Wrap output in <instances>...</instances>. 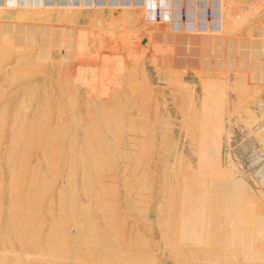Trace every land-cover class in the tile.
I'll return each instance as SVG.
<instances>
[{
  "label": "rangeland",
  "instance_id": "1",
  "mask_svg": "<svg viewBox=\"0 0 264 264\" xmlns=\"http://www.w3.org/2000/svg\"><path fill=\"white\" fill-rule=\"evenodd\" d=\"M181 1L182 0H178L177 4L179 5ZM238 1L219 0L214 4V7H231V5L234 6ZM263 1L264 0L259 1L258 3L260 4H255L259 6L262 4L259 10L252 11L246 9V11L244 12L239 9V11H237L238 14L235 13V16H233L232 18L233 23L229 22V20H227V22L229 23L226 22L227 25H222L221 23L220 29L215 32L216 34L208 32L203 26H199L200 30L198 29V27H196L194 31L199 30L200 34H205H201L202 36L199 35L198 32H177L168 24H149V21H147V13L149 14L150 10H147V5L144 6V0H131L130 2H125L124 0H113L115 11L108 12L109 15H107V11H105L106 13L103 12L104 9H90L88 13L85 12V14L87 13V17L75 19L77 21L75 23L72 22L73 24L66 23L63 24L64 26L62 25V23L57 24V28H62V32L64 30L63 28L66 29L65 32L67 33V35L65 34V32L61 34L60 29L58 31H55L53 28V32L50 31V33L48 32L49 30L46 33H37L38 31L36 29V26H27L25 27L26 31L23 30V32L20 33L19 29H16L13 32V29L11 27L0 26V52L3 51L2 54H0L2 56H5L7 59V61L3 60V62L5 63H2V58L5 57L0 56L2 57L0 60V68L8 65L10 67L18 66L21 68L27 67L28 69H31L30 67H33L34 65L36 66H34L33 68H38L39 65L37 64H42L43 66L41 65V68L45 66V68H43L44 70L53 73V75L56 76V79L54 78V81L51 80L52 82L47 83L46 86H40L39 95L37 94V97H33L35 100L33 99L32 103H30L31 105L29 104V107L31 109L30 111L27 110V113H29L32 119V124H37L35 125L37 130L34 129L33 131L31 130L32 132L30 131L33 135L26 130H23V133L21 132V129L19 130V128L13 126L15 122H13V120H15L13 116L16 114L17 117L16 112H20L17 110V108V111L14 110L15 104H11L9 106V109L11 108V114L9 117H6V113L0 112V140H2L0 141V185L3 181L1 185V188H3V198L1 199V201L4 202L3 213L7 212V208L10 203L9 199L12 197V195L14 193H17V196H19L20 192L24 191V189L21 190V187L25 186V183L27 184L26 180L31 181V183L35 180L34 183H36L37 177L39 178V173L40 175L47 174L46 176L49 177L48 179H50L48 181H56L54 182L56 183V185H53L52 190H50L51 188H49L48 191L49 193H51L46 197L45 194H48V191L44 190L46 188L44 187L45 184L43 186L44 189H41L40 187V190L44 192H39V190V193L35 194L36 191L34 190L37 187L34 186V183H32V186L34 187L32 188L34 190H29L32 196V199L30 198L32 200L31 205H33L32 207H34L36 204L38 208L36 209L35 207V209H30L31 207H28V209L31 212L32 210H35L33 214H37L36 211L41 208L40 206H42L43 209H40L42 212L40 210L37 212H39V214L41 212L40 215L42 216V218L43 214L44 216H46V218L44 217V219L47 223L44 221L46 225L43 228L46 229V231H50L49 229H51V225H57V229L60 226L57 234L59 238L62 236V234L65 233V228H78L77 233H80V235L78 234L79 236H77V238H74V241L77 239L76 244L74 243V241H72L73 238H71L70 241L65 240L67 242V245L65 244L64 246L65 251H69L68 248H71L70 252H72L71 250H73V252H77L78 254H80L79 259L82 264L103 263V261H101L103 258V260H105V258L111 259V257L112 262L114 261L117 264H124L123 262H126V264H131V262H133V264H236L235 262L237 261L239 263L240 261H242V264H264ZM250 4L247 3L246 5ZM98 5L99 3H97L95 7ZM148 6L151 9V3ZM142 7L145 8L143 9ZM98 10L99 13H101L100 15L102 16H99L101 17L100 20H102L99 22L98 19L95 23L90 24V21H92V19L89 16L93 13V11L98 12ZM223 11H221L220 9L217 15L220 16V12L224 13ZM222 15L223 17H226L225 13L221 14V20ZM249 15L250 18L251 15L253 16L251 20L249 18ZM235 25H239V27L237 28L235 27ZM224 26H226L228 32L226 31V28L224 29ZM33 27L35 30L33 29ZM68 27L73 28L70 29V31L73 30L72 33H70V31L68 30ZM75 27L77 30L75 29ZM26 28L31 29L28 30ZM57 28L55 29L57 30ZM83 29L85 32L87 31V33L89 32V30L91 31L89 32L90 34L88 33L89 35L87 34V37H85L86 33L84 32L83 39L85 40L83 42L86 48L84 47V45H81L82 47L80 49V52L75 53L80 48L77 46V43H82L81 41H76L79 40L78 35L79 38L80 36H83L79 34L81 33V31L83 32ZM191 29L193 30V27ZM92 30L95 31V33L100 31L101 32L97 33L99 35L96 34V37L94 38L95 35L92 37L94 33ZM58 32L61 35H58ZM69 34H73L74 38ZM206 35H208L209 37H206ZM203 36L205 37V39H203ZM73 39L76 41H74ZM19 45L20 48L18 47ZM68 45L70 46V48ZM76 46L78 47V49H76ZM68 49H70V52L68 51ZM4 51L8 52L9 55H7L8 53ZM17 51H20L19 57H17ZM3 53H5L6 55ZM57 53L60 54L58 55ZM26 54L30 55L27 56ZM38 54H40V56H38ZM53 55L55 56V58L53 57ZM23 56H26L27 59H25ZM41 56L43 58H41ZM61 56L64 58H61ZM51 57L53 58L52 60ZM18 58H20L21 60H17ZM36 58L37 60H39L38 63L37 60H35ZM54 59H56L57 61ZM75 59H79L80 61L77 60L75 62ZM23 60L25 61V64L19 63ZM177 60L179 62H177ZM32 61L34 65H31ZM42 61H45L46 63ZM15 62H17V65L15 64ZM74 66L77 69L78 73L80 70L82 71V74H78L79 78L83 77L80 83L83 84L82 80H88L92 77L91 79H89L90 81H88V83L86 81L85 83L86 85L89 83L92 84V82L94 81L93 85L94 87H96V82V89H94L93 85L91 86L90 84V87L92 88L90 90L91 92L88 93V89L90 88H88V86H85V83L84 85H80L78 82V86L73 83L74 74L76 73L75 71L72 72L73 70H76L74 69ZM92 66L95 69H92ZM96 69L99 75L102 74L101 76L97 77L98 79H100V81L97 80V78L95 79L96 81L93 79V77L95 78L94 75L97 74ZM92 70H94L95 73H93ZM99 70L102 71V73ZM62 71L63 73H61V76L63 75V77L65 74H67V76H69L70 74L72 85L67 84L66 86H64L66 83L62 82L63 77H58L57 75ZM209 72H211V74H209ZM89 73L91 74V77H88ZM103 76L105 79L103 78ZM203 82L204 84H202ZM219 82H221L222 84H219ZM233 82L235 84H233ZM59 85L61 88L59 87ZM6 87L7 89L3 90V88ZM9 87L10 86H1L0 88L2 90L0 89V91L2 93L0 92V96H2L1 94H4V92L6 91V93H10L11 88L9 89ZM66 87H69V89H67ZM75 87L76 90H79L78 94H76L77 92H75L79 99H75L72 97L73 99L71 98V100L70 98H68V94H63L65 92V89L74 93ZM62 88H64V91ZM58 89H61L62 91L60 90V92ZM104 89L107 91L105 92L106 96H113L111 99L112 101L109 100L111 98L110 96L107 97V99L105 94H103L104 92L102 93ZM43 90L45 93L43 92ZM212 91L214 93H212ZM50 93H54L52 97H50L52 95ZM91 93L94 96L91 95ZM45 94H49V99L51 98V100H49V102L51 101V103H49L50 105L48 104V106V100L47 103H45L48 96ZM114 94H117V99H119L120 101L122 100L121 104L119 101H115ZM62 95L66 96L64 97L65 99L62 97ZM89 95L93 97H90ZM44 96L45 99H43ZM55 96L58 97V100L57 98H54L53 101V97ZM61 98L62 100H60ZM67 99L73 101L74 103H78L79 101L77 105L80 106L82 110L79 113L78 118L75 119L69 117V111H71L72 113L76 112L78 109L76 105V108L74 110L73 108L75 105L72 104L73 102H71V104L69 105L70 101H66ZM101 100L105 102L103 103ZM107 100L109 101V103H107ZM0 102L2 103V101ZM59 102L62 103L60 105L63 106L64 111L66 110L65 112H62L63 108H60L61 106L58 105ZM64 102L69 103L67 105ZM1 103L0 107L5 110V107H2ZM41 104H43L42 107ZM45 105L48 107V109ZM43 106H45V108ZM50 106L52 107L51 109H49ZM66 106H70L71 109L69 107L66 108ZM119 106H122V108H119ZM58 107L59 109H57ZM40 108H43V110H41ZM95 108L98 110H96ZM67 109L69 110L67 111ZM121 109L126 110L124 111V113H122L123 111H121ZM59 110L61 111V113H63L62 115L61 113H57L60 112ZM118 110L121 111L120 115ZM23 111H21V113ZM108 111L111 114L114 113L115 115H112L114 117H112ZM115 111L117 112L115 113ZM12 112H15L14 115ZM41 112L45 113L42 114ZM47 112L49 113L50 118L47 117L48 115L46 116ZM50 113H52L53 115ZM117 114L119 115V118L117 117ZM37 115H42V117L44 115V121L43 118H39L41 119L39 120L38 117L40 116ZM19 116L20 119L16 118L17 124L19 123L18 125L23 122L22 119L24 118L23 114H20ZM21 116H23V118H21ZM102 116H104L105 118L103 119ZM44 122L47 123L46 126ZM57 123L61 124V126L59 127V124ZM70 123L72 124V126H69ZM114 123H116V126ZM55 125H57L59 129H55V127H53ZM43 126H45V129L43 128ZM51 126L54 129H47ZM9 127L12 130L14 128L15 131L13 130L12 132ZM40 127H42V130L40 129ZM39 129L41 132L43 131L44 134H41ZM52 129L54 130L53 134L51 132ZM249 129H251L252 131ZM261 129L263 133L261 132ZM49 130L50 133L47 132ZM56 130L58 132H56ZM60 130L62 131V133ZM10 131L14 134H12ZM19 133H21L23 137H19ZM27 133H29L30 135H28ZM49 134L50 137H48ZM71 134L73 137H75V140L77 139V143L75 145V140L71 139ZM74 134L76 135L74 136ZM40 135L42 137H39ZM28 136L30 137V139L28 138ZM31 137H35L34 139H36V141L34 139L32 140ZM37 137L41 139V142L44 141L42 145L41 142H39L40 139H38ZM43 137H45L44 140ZM54 137H56L57 139ZM9 138L14 139V142L13 140L12 142L9 141ZM19 139H24L25 141H28L29 144L26 142L19 143ZM15 140H17L18 143H16ZM69 140L71 142L73 141V146H71ZM210 140L212 143L210 142ZM31 141L35 146L32 145ZM38 143H40V145ZM45 143H48L47 145H50L47 146ZM219 143H221L220 146ZM16 144L17 147H19L18 150H20L21 152H17L18 150L15 146ZM210 144H215L213 145V147L218 145L220 149V159L215 158L214 154L209 152V149L212 148ZM59 145L61 146V148ZM69 145L71 146V148L74 147L75 149L72 150L73 148H69ZM9 146L14 147L15 149L13 148L14 150L11 149L9 151V149L12 148H9ZM105 146H107V148ZM29 147H31L30 150L32 149L31 151L33 154L29 151ZM33 147L35 148L34 150ZM45 147H47V150ZM36 148H38V150ZM56 149L58 151L55 155L54 153H56ZM70 150L71 154L74 155V159H76V164L74 163L75 161H73V163L70 161L73 160L72 157L69 158L71 156ZM90 150H96L99 154L96 155L97 153L93 152L92 158ZM2 151L5 152L2 153ZM8 152H11L12 154H8ZM59 152H63L64 155L63 153L60 155ZM48 154L51 158H54L48 159L45 156H48ZM5 155L8 156V158L10 156V158L7 159ZM11 155L14 156V158H16V156L19 157L16 159L12 157L14 160L18 159L17 162H19L17 164H15L16 161L11 158ZM53 155L56 156L57 160ZM66 155H68L69 157H66ZM57 156H61L59 157V159L61 158V160L63 161V163L61 162L60 165V160H58ZM44 157H46L45 162L43 159ZM6 159L9 161H7ZM37 159L41 160L42 163H39ZM47 160L48 162H46ZM36 161H38L37 164ZM49 162L50 166H52V164L54 163L52 167L48 166ZM56 162H58L57 164L59 165V167ZM31 163H33L34 165ZM66 164H68L67 166H69L70 168L67 167ZM70 164L75 165L71 166ZM13 165L15 166V170L13 169ZM98 165H108L109 167H98ZM18 166L20 168H18ZM30 166H33L35 169L33 167L30 168ZM94 166L95 170L96 168H98L97 170L99 173L96 172L97 170H94ZM165 166L167 168H165ZM55 167L61 169L57 170L55 169ZM36 168L38 169L37 175L35 172L37 171ZM47 168L49 169V171L52 168L53 169L52 171H50V173H48L49 171H47ZM9 169L11 170L9 171ZM33 169L35 173L32 172ZM17 170L20 171L18 172L17 176L18 180L15 178V175L17 174L13 172H16ZM45 170L47 171V173ZM61 170L63 171V174L60 173ZM71 170L75 173H72V175H76V178L70 175ZM56 171H58V173ZM88 171H90V174L92 176L88 175ZM83 172L87 173V176L85 175L82 177V175H84ZM20 173H23V176H20ZM26 173L29 174L27 175ZM59 174H61L62 176H59ZM66 174H68V178L65 177ZM35 176L36 178H34ZM94 176L96 179H94ZM24 177L26 180L19 179ZM32 177L34 178V180L32 179ZM57 177H59L58 180H56ZM71 177L75 178L76 181ZM84 177H91L90 179L92 180L90 182V179L87 180V178H85V180L83 179L84 183L85 181H89L94 185L91 186L88 182L84 184L82 182V178ZM10 179H12L11 184H9L11 182ZM15 179L18 181L17 184L14 183L16 181ZM62 180L64 184L67 182L70 183H67V186L65 185L63 188L62 186L64 184H62ZM23 181L24 184H21L23 183ZM82 183L84 184V186H86L87 189L82 186ZM8 185H12L13 189H11ZM102 185H106L104 186L106 189L102 188ZM28 186L29 185H27V188ZM61 187L62 189H64L63 193ZM82 187H84L83 189L86 190V196L83 193L84 191ZM89 187H91L92 190ZM71 190H73V192H71ZM77 190H79L80 194L79 192H77ZM249 191L253 195L250 194ZM9 192L11 193L10 198ZM40 193L41 196L39 195ZM58 193L61 196L64 194L66 197L63 200H68V202L70 201L74 208H72L70 205H67L66 207H64V205L62 206L63 202L59 201H62L60 198L64 197H60ZM244 193L247 194L245 195ZM43 194L45 198H40L33 204V201L37 199L38 196L43 197ZM93 194H95L96 197L94 195L92 198ZM102 194L106 196V198H102L104 197ZM70 195L73 196L71 197ZM98 195L102 196L100 198V201L102 199L105 200L104 202L102 200L101 203L105 204V202L107 201L106 205L103 206V204H99L98 201V205L96 207V200H99ZM244 195L246 196V198ZM53 198L55 199V201L53 200L55 203L54 207H52V205L54 204L50 201ZM80 198L81 200H83V202L79 200ZM74 199H76V201ZM93 199L95 200V202ZM38 201H40V203ZM89 201H91L93 205ZM80 203L83 204L81 205ZM31 205L29 204L28 206ZM83 206H86L87 208H81ZM93 206L96 208L94 209ZM105 206H108L109 209L111 206L110 217V210L108 209V213V210L104 208ZM58 207L60 209L62 207V209L65 208V210L63 211L60 210V212L62 211L63 215L65 214L67 216L65 218L67 220L66 225H64L65 215L64 217L60 216L61 214H59L60 212ZM49 208H55V213H53V210L51 211ZM91 208H93V211H88V209ZM99 208L101 209V211L99 210ZM77 209L78 211H75ZM102 209H104V211H102ZM48 211H51L53 216L51 213V215H49ZM94 211H96L97 214H95ZM100 212L105 213V215L102 213V215H104L102 216ZM84 214L86 216L89 214L88 218H86ZM76 215L80 217L82 216V219L79 218V222L81 221L80 223H84L86 221L85 219H87V222L84 223V225H86V228L85 226H81L82 224L80 226H75L77 223L74 225L72 224L73 221L71 220L73 218H76ZM83 216L85 219L83 218ZM92 216L95 219L94 221L96 225L92 220ZM50 217H54L55 219H53L57 221L61 219V221L58 222H62V220L64 222L59 223L58 225V222L54 221L56 224H52L51 221L53 219H50ZM103 217H105V219L108 221L103 220ZM108 217L111 221L108 219ZM92 221L93 225L91 223ZM103 221H105L106 223H104ZM224 223L227 225L225 226ZM87 224L89 225L87 226ZM62 225L65 230H63ZM1 226L3 227V224ZM93 226L95 227V229L98 228L97 231H99V243H94L88 238L91 237L90 229H93ZM81 227L85 229L84 230L82 228V231L84 230L83 232H86V235H88V237H86V239L88 240H86V243H88L89 245H87L84 240L81 241V238L84 237H81ZM239 229L241 230V232ZM7 230L10 231V227L5 229V231ZM219 232L222 235L219 234ZM66 235L64 234L63 238L61 237L60 239L55 236L57 238V243L59 241L62 242L61 240L65 239ZM107 235L110 236V238H108ZM222 237L224 238L222 239ZM243 238H245L244 241ZM105 239L106 241H104ZM109 239L111 240V244H108L110 243L107 241ZM219 239L220 241H218ZM68 241L70 243H68ZM253 241L256 242L255 245L253 244ZM78 244L80 248H78ZM82 244H85L87 246H82ZM92 245L98 247L95 251L93 250V252ZM88 246L91 247L90 250H88ZM1 247L3 248L0 251V264L15 263V261H12L11 263L9 259L7 260V256L9 257V255H11L12 253L11 251L7 250L5 244H3V246ZM25 249L26 250L24 251L20 248H17L15 252V255L18 254L20 255V257H23L21 264H29L27 260H30L34 257L32 253H29V251L31 252V249H28L26 247ZM196 249L198 252L196 251ZM241 249H244L245 252ZM20 250L22 252H25L23 256H21ZM228 250L234 254H231ZM81 251L86 253H80ZM213 251L214 254H212ZM258 251L260 253H257ZM238 252H240V254ZM237 253L239 254V256L236 255ZM241 253H243L244 256L241 255ZM86 255L88 256V258L85 257ZM93 255L95 259L92 258ZM231 255H234L236 257ZM70 256L73 262L71 259H69L68 261H66V263L76 264V260L73 257L72 253L70 254ZM90 256L92 258V261L91 259H89ZM83 257H85L86 260L82 259ZM227 257L228 259H226ZM97 259L101 262L97 261ZM45 260L46 259H43V262L47 264V261ZM88 260L90 261L88 262ZM218 260L220 262H218ZM232 260L234 261V263ZM106 261H104V264H107L108 261ZM108 264L110 263L108 262Z\"/></svg>",
  "mask_w": 264,
  "mask_h": 264
},
{
  "label": "bare ground",
  "instance_id": "2",
  "mask_svg": "<svg viewBox=\"0 0 264 264\" xmlns=\"http://www.w3.org/2000/svg\"><path fill=\"white\" fill-rule=\"evenodd\" d=\"M125 2H127V1H131V0H124ZM167 1H171V0H166L165 2H167ZM177 1L178 0H174L173 1V3H174V5H175V7L176 8H179L180 6H181V3H182V1H181V3L178 5L177 4ZM219 0H187L186 1V5H187V8H188V10H189V13H190V18H189V20H193L194 21V23H189V24H187V26L183 29V27L182 26H179V24L177 25V24H172L171 25V27L175 30V31H177V32H195V33H199V35H201L200 34V32H199V30H200V28H199V26H203V27H205L206 28V30L208 31V32H210V33H215L217 30H219L220 29V27H221V23H222V25H227V23H229V22H231V23H233V16H235V13H237L238 14V12L237 11H239V9H241L242 11H246V9L247 10H252V11H254V10H259L260 8H261V6H262V4L259 6V5H255L256 3L257 4H260V3H258L259 1H262V0H239V1H241V2H239L238 0V2L234 5V6H232L231 5V7L230 6H226V8H223L222 6L220 7V8H218V7H214V4L216 3V2H218ZM165 2H163V3H165ZM264 2V1H263ZM97 3H99V5L98 6H96L95 7V5L97 4ZM151 3V5L152 6H154L153 5V3L152 2H150ZM211 3V6H212V8H213V15H212V20H211V22H207V19H206V15H205V8L207 7V5L208 4H210ZM247 3H251L250 5H246ZM262 3V2H261ZM151 6V7H152ZM143 9H144V7H142ZM263 8H264V6H263ZM90 9H101V10H103V12L104 13H106L105 11H107V15H109L108 14V12H110V11H115V8H114V5H113V0H109L108 2H107V0L105 1V0H81V2H78V0H10V1H4V2H2L1 0H0V26H4V27H11L12 29H13V32H14V30H16V29H19V32L20 33H22L23 32V30H25V27H30V26H36V29H37V33H46L48 30V32L50 33V31H52L53 32V29L55 30V31H58L59 29L61 30V34L62 33H64L65 32V28H63L64 30H63V32H62V28H57L58 26H56L57 24H61L62 23V25L63 24H70V23H75L77 20H75V19H78V18H83V17H87L86 15H87V13H88V11L90 10ZM221 9V11H223L225 14H226V17H223V15H222V20H221V14H224V13H221L220 12V16H218L217 14H218V12H219V10ZM99 10H98V12H96V11H93V13L89 16L91 19H92V21H90V24L91 23H95L98 19H99V22L102 20H100V18L102 17L100 14L101 13H99ZM148 10V9H147ZM125 11V10H124ZM197 11V13H198V15H194V13ZM85 12H87L86 14H85ZM150 13L148 14L147 13V21H149L148 23L149 24H164V25H166V23H163V22H152L151 20H153L154 19V12H153V9L151 8L150 9V11H149ZM97 13H99V14H97ZM103 13V14H104ZM165 14H167V13H165ZM175 14V16L176 15H178V13L177 12H175L174 13ZM257 14V13H256ZM99 16H101V17H99ZM253 16L251 15V18H252ZM71 18V19H70ZM104 18V17H103ZM114 18V17H113ZM116 18V17H115ZM249 18H250V15H249ZM248 18V19H249ZM251 18H250V20H251ZM257 18V17H256ZM108 19V18H107ZM162 19H167V17L165 16V15H163L162 16ZM64 20V21H63ZM111 20V19H110ZM126 20V19H125ZM199 20V22L197 23V21ZM227 20H229V22H227ZM234 20H235V18H234ZM253 20V19H252ZM260 20V19H259ZM103 21H104V19H103ZM225 22V23H224ZM227 22V23H226ZM236 22V21H235ZM246 22V21H245ZM72 23V24H73ZM264 23V22H263ZM78 24V23H77ZM54 25V26H53ZM74 25H76V24H74ZM100 25H102V24H100ZM264 25V24H263ZM61 26V25H60ZM64 26V25H63ZM71 26V25H70ZM3 27V28H4ZM66 27V26H65ZM73 27V26H72ZM193 27V30L191 29ZM196 27H198V31H194L195 29H196ZM235 27H239V25H235ZM255 27V26H254ZM10 28V29H11ZM53 28V29H52ZM55 28H57V30L55 29ZM69 29V31H70V29H73V28H70V27H68ZM86 28V27H85ZM88 28V27H87ZM92 28V27H91ZM226 28V26H224V29ZM231 28H233V27H231ZM2 29V28H1ZM11 29V30H12ZM26 29H28V28H26ZM29 29H31V28H29ZM28 29V30H29ZM33 29H34V27H33ZM75 29H76V27H75ZM75 29H74V32H75ZM80 29V28H79ZM35 30V29H34ZM77 30V29H76ZM88 30V29H87ZM124 30V29H123ZM223 30V29H222ZM229 30V29H228ZM261 30H262V28H261ZM26 31V30H25ZM81 31V30H80ZM80 31H78V32H80ZM93 31V30H92ZM226 31H227V28H226ZM233 31V30H232ZM2 32V31H1ZM10 32V31H9ZM60 32V31H59ZM59 32H58V35H61V34H59ZM73 32V30H71L70 31V33H72ZM84 29H83V32L81 31V33H79V34H81V35H83V36H80V38H81V40H80V38H79V35H78V33H77V35H78V39L79 40H74V41H76V42H79V41H81L82 43L80 44V42L79 43H77V46L78 47H80L79 49H78V47L76 46V49H78L77 50V52H75V53H79L80 52V49H81V47L84 45V40L85 39H83V37H84ZM89 32H91L90 30H89ZM88 32V33H89ZM94 33H93V35H92V37L94 36V38L96 37V34L97 33H100V32H97V33H95V31H93ZM124 32V31H123ZM228 32V31H227ZM32 33V32H31ZM57 33V32H56ZM86 34H85V37H87V31L85 32ZM235 33V32H234ZM264 33V32H263ZM2 34V33H1ZM10 34V33H9ZM55 34V33H54ZM65 34L67 35V33L65 32ZM73 34H76V33H73ZM73 34H69L70 36H72L73 37ZM90 34V33H89ZM88 34V35H89ZM104 34V33H103ZM108 34V33H107ZM110 34V33H109ZM115 34V33H114ZM211 34V35H212ZM216 34V33H215ZM214 34V35H215ZM218 34V33H217ZM19 35V34H18ZM38 35H40V34H38ZM53 35V34H52ZM68 35V36H69ZM76 35V36H77ZM97 35H99V34H97ZM112 35V34H111ZM194 35H196V34H194ZM202 35H205V34H202ZM201 35V36H202ZM209 35V34H208ZM208 35H206V37L208 36ZM223 35V34H222ZM17 36V35H16ZM24 36V35H23ZM75 36V35H74ZM102 36V35H101ZM193 36V35H192ZM198 36V35H197ZM213 36V35H212ZM217 36V35H216ZM235 36V35H234ZM39 37V36H38ZM71 37V38H72ZM111 37V36H110ZM120 37V36H119ZM195 37V36H194ZM193 37V38H194ZM204 37V36H203ZM209 37V36H208ZM3 38V37H2ZM55 38V37H54ZM70 38V37H69ZM74 38V37H73ZM218 38V37H217ZM33 39V38H32ZM83 39V40H82ZM196 39V38H195ZM194 39V40H195ZM203 39H205V37L203 38ZM210 39V38H209ZM37 40V39H36ZM63 40H64V37H63ZM263 40V39H262ZM39 41H40V39H39ZM43 41V40H42ZM48 41V40H47ZM54 41H55V39H54ZM59 41V40H58ZM66 41V40H65ZM86 41H87V39H86ZM33 42V41H32ZM76 42H75V44H76ZM104 42V41H103ZM224 42V41H223ZM29 43V42H28ZM38 43V42H37ZM41 43V42H40ZM65 43V42H64ZM93 43H95V42H93ZM205 43V42H204ZM12 44V43H11ZM74 44V45H75ZM193 44V43H192ZM203 44V43H202ZM209 44H211V43H209ZM42 45V44H41ZM70 45V44H69ZM68 45V46H69ZM82 45V46H81ZM19 48H20V45L18 46ZM41 47V46H40ZM64 47V46H63ZM67 47V46H66ZM84 47H85V45H84ZM84 47H83V49H84ZM94 47V46H93ZM96 47V46H95ZM177 47V46H176ZM206 47V46H205ZM15 48H17V47H15ZM21 48H25V47H21ZM43 48V47H42ZM50 48H51V46H50ZM69 48H70V46H69ZM74 48H75V46H74ZM86 48V47H85ZM91 48H92V45H91ZM212 48V47H211ZM263 48V47H262ZM13 49V48H12ZM82 49V50H83ZM95 49V48H94ZM97 49V48H96ZM177 49V48H176ZM4 50V49H3ZM23 50H25V49H23ZM70 49H68V51H69ZM81 50V51H82ZM223 50V49H222ZM263 50V49H262ZM2 51V50H1ZM14 51V50H13ZM45 51V50H44ZM67 51V50H66ZM87 51H88V49H87ZM107 51V50H106ZM3 52V51H2ZM2 52H0L1 54H2ZM4 52H6V51H4ZM18 52V51H17ZM17 52H16V54H17ZM34 52H36V51H34ZM37 52H38V50H37ZM50 52V51H49ZM57 52V51H56ZM70 52V51H69ZM84 52V51H83ZM82 52V53H83ZM6 53H8V52H6ZM19 53H20V51L18 52V56L17 57H19L20 55H19ZM22 53V52H21ZM91 53V52H90ZM100 53V52H99ZM178 53V52H177ZM0 54V56H2ZM3 54H5V53H3ZM31 54H34V53H31ZM50 54V53H49ZM52 54H54V53H52ZM51 54V55H52ZM58 54V53H57ZM60 54V53H59ZM58 54V55H59ZM64 54V53H63ZM101 54V53H100ZM6 55V54H5ZM7 55H9V53L7 54ZM23 55H25V54H23ZM27 55V54H26ZM30 55V54H29ZM29 55H27V56H29ZM56 55V54H55ZM62 55V54H61ZM70 55V54H69ZM80 55V54H79ZM37 56V55H36ZM35 56V57H36ZM38 56H40V54H38ZM77 56H78V54H77ZM82 56H84V55H82ZM102 56V55H101ZM178 56V55H177ZM2 57H5V56H2ZM2 57H0V60H1V58ZM10 57V56H9ZM25 59H27L26 58V56H23ZM53 57L55 58V56L53 55ZM75 57H76V55H75ZM81 57V56H80ZM80 57H79V59H80ZM179 57V56H178ZM41 58H43L42 56H41ZM61 58H64V57H62L61 56ZM78 58V57H77ZM84 58V57H83ZM82 58V59H83ZM263 58V57H262ZM53 58L51 57V60H52ZM79 59H75V62L78 60V61H80ZM92 59V58H91ZM96 59V58H95ZM3 60H6L7 61V59H6V57L5 58H2V63H5V62H3ZM17 60H21L20 58H18ZM17 60H15V61H17ZM35 60H37V58L35 59ZM46 60V59H45ZM50 60V59H49ZM54 60H56V59H54ZM84 60V59H83ZM93 60V59H92ZM91 60V61H92ZM110 60V59H109ZM225 60V59H224ZM24 61V60H23ZM23 61H20L19 63H24L25 64V61L23 62ZM38 61L39 60H37V63H38ZM57 61V60H56ZM94 61V60H93ZM96 61V60H95ZM42 62H45V61H42ZM177 62H179L178 60H177ZM213 62V61H212ZM17 62H15V64H16ZM36 63V64H37ZM46 63V62H45ZM58 63V62H57ZM61 63V62H60ZM64 63V62H63ZM101 63V62H100ZM78 64H80V63H78ZM77 64V65H78ZM17 65V64H16ZM29 65V64H28ZM31 65H34L33 64V61H32V63H31ZM37 65H39V67L38 68H33L34 66H36V65H34L33 67H30L31 69H28L27 67L26 68H21V67H10V66H8V65H6V66H3L2 68H0V87L1 86H10L9 87V89L11 90V92L10 93H6V92H4V94H1L2 96H0L1 98H0V101H2V107H5V110L6 109H9V106L11 105V104H15L14 105V110H16V108H17V110L18 111H20V112H16L17 113V117H16V114L14 115V113L15 112H12L13 113V118H15V120H13V122H14V124H13V126H15V127H17V128H19V130L21 129V132H23V130H26V131H29V133H31L34 129H36L37 130V128L35 127V125H37V124H35V125H33L32 124V119H31V117H30V115H29V113H27V110H29L30 111V107H29V104L30 103H32V100L35 98V97H37V94L39 95V93H40V91H39V89H40V86H43V85H47V83H50V82H52L51 80H53L54 81V78L56 79V76L55 75H53V73H50V72H48V71H46V70H44L43 68H45V66L43 67V68H41V65L40 64H37ZM104 65V64H103ZM2 66V65H1ZM43 66V65H42ZM91 66V65H90ZM95 66V65H94ZM101 66V65H100ZM79 67V66H78ZM102 67V66H101ZM54 68H55V66H54ZM212 68V67H211ZM74 69H76L75 68V66H74ZM92 69H95L93 66H92ZM102 69V68H101ZM55 70V69H54ZM105 70V69H104ZM103 70V71H104ZM60 71V70H59ZM76 72L75 74H74V79H73V83H75L76 84V86H78L77 84H78V82H79V84L80 85H84V83H85V81L88 83V81H90L89 79H91L92 77H91V74L89 73V75H88V77H91V78H89L88 80H82V83L83 84H81L80 82H81V79L83 78H79L78 77V74L80 75V74H82V71L80 70H78L79 71V73L77 72V69L76 70H73L72 72ZM93 71V73H95L94 72V70H92ZM100 71V70H99ZM206 71V70H205ZM65 72H67V71H65ZM81 72V73H80ZM101 73H102V71H100ZM207 72V71H206ZM61 73H63V71L62 72H60V73H58L57 75H58V77H63V75L61 76ZM71 73V72H70ZM96 73H97V69H96ZM100 73V74H101ZM229 73V72H228ZM251 73V72H250ZM59 74H60V76H59ZM72 74V73H71ZM105 74V73H104ZM207 74V73H206ZM209 74H211V72H209ZM227 74V73H226ZM240 74V73H239ZM242 74H244V73H242ZM97 75V76H96ZM96 75H94L95 76V78L93 77V79L95 80L98 76H101V75H99V73H97ZM111 75V74H110ZM181 75V74H180ZM205 75V74H204ZM75 76H77V77H75ZM206 76V75H205ZM223 76V75H222ZM241 76V75H240ZM244 76V75H243ZM248 76V75H247ZM57 77V78H58ZM182 77H183V75H182ZM210 77V76H209ZM215 77V76H214ZM100 78V77H99ZM103 78H104V76H103ZM85 79H87V78H85ZM105 79V78H104ZM221 79V78H220ZM223 79H225V78H223ZM61 80V79H60ZM97 80H99L100 81V79H98L97 78ZM205 80V79H204ZM211 80V79H210ZM233 80V79H232ZM235 80V79H234ZM241 80V79H240ZM246 80V79H245ZM248 80V79H247ZM93 81V80H92ZM96 81V80H95ZM200 81V80H199ZM57 82V81H56ZM62 82H64V83H66L64 86H66L67 84H69V85H72L71 83H72V80H71V76H70V74H69V76H67V74H65L64 75V77H63V80H62ZM61 82V83H62ZM94 82V81H93ZM93 82H92V84L91 83H89V84H87L86 85V83H85V86H88V88H90V89H88L89 90V92L88 93H90L91 91V88L92 87H90V84H91V86L93 85ZM210 82V81H209ZM245 82V81H244ZM248 82V81H247ZM246 82V83H247ZM58 83V82H57ZM56 83V84H57ZM63 83V84H64ZM106 83V82H105ZM104 83V84H105ZM109 83V82H108ZM97 83L95 82V86L97 87V85H96ZM202 84H204V82L202 83ZM219 84H222L221 82H219ZM233 84H235L234 82H233ZM236 84H238V83H236ZM252 84V83H251ZM58 85V84H57ZM74 85V84H73ZM100 85V84H99ZM109 85V84H108ZM112 85V84H111ZM240 85V84H239ZM49 86H51V85H49ZM203 86V85H202ZM238 86V85H237ZM13 87V88H12ZM56 87H58V86H56ZM59 87H60V85H59ZM63 87V86H62ZM80 87H82V86H80ZM93 87H94V85H93ZM96 87H94V89H96ZM205 87V86H204ZM50 88H52V87H50ZM53 88H54V86H53ZM61 88V87H60ZM67 89H69V87H66ZM73 88V87H72ZM104 88V87H103ZM242 88V87H241ZM1 89V88H0ZM4 89H7V87L6 88H3V90ZM63 89V91H64V88H62ZM74 89V88H73ZM80 89V88H79ZM101 89V88H100ZM110 89V88H109ZM206 89H208V88H206ZM211 89V88H210ZM236 89V88H235ZM240 89V88H239ZM248 89V88H247ZM2 90V89H1ZM50 90V89H49ZM53 90V89H52ZM59 91L61 90V89H58ZM75 90H76V87H75ZM74 90V93H72V92H70V91H68V90H66L65 89V92L63 93V94H65V95H67L68 94V98H75V99H79V97L76 95V94H78L79 92V90L77 89L76 91ZM103 90V89H102ZM205 90V89H204ZM232 90H234V89H232ZM46 91V90H45ZM62 91V90H61ZM60 91V92H61ZM95 91V90H94ZM99 91V90H98ZM193 91V90H192ZM208 91V90H207ZM207 91H205V92H207ZM243 91V90H242ZM257 91V90H256ZM1 92V91H0ZM43 92H44V90H43ZM75 92H77L76 94H75ZM104 92V93H103ZM105 92H107L105 89H104V91H102V93L103 94H105ZM110 92V91H109ZM109 92H108V95H109ZM2 93V92H1ZM45 93V92H44ZM62 93H60V94H62ZM87 93V94H88ZM95 93V92H94ZM212 93H214L213 91H212ZM244 93H245V91H244ZM33 94H35V95H33ZM50 94H52V93H50ZM54 94V93H53ZM53 94L50 96V97H52L53 96ZM99 94V93H98ZM113 94V93H112ZM45 95H49V94H45ZM91 95H93L92 93H91ZM216 95V94H215ZM61 96V95H60ZM59 96V97H60ZM90 96V95H89ZM94 96V95H93ZM93 96H90V97H93ZM96 96V95H95ZM101 96H102V94H101ZM105 96H106V94H105ZM110 96V95H109ZM109 96H106V98L107 97H109ZM213 96V95H212ZM34 97V98H33ZM62 97L64 98V97H66V96H64V95H62ZM104 97V96H103ZM111 98L109 99V100H111L112 99V97L113 96H110ZM257 97V96H256ZM54 98L56 99L57 98V100H58V97L57 96H55V97H53V101H54ZM72 98V99H73ZM114 98H115V101H119L120 102V104L122 103V100L120 101L119 99H117V94H114ZM43 99H45V96H44V98ZM65 99V98H64ZM63 99V100H64ZM71 99V100H72ZM100 99V98H99ZM108 99V98H107ZM208 99V98H207ZM258 99V98H257ZM35 100V99H34ZM47 100H48V103H47ZM49 100H51V98L49 99V96L47 97V99H46V102L45 103H47V106H48V104L49 103H51V101L49 102ZM56 100V101H57ZM60 100H62V98L60 99ZM95 100V99H94ZM103 100H106V99H103ZM136 100H138V99H136ZM66 101H70V100H66ZM76 101V100H75ZM78 101V100H77ZM93 101V100H92ZM102 101V100H101ZM108 101V100H107ZM112 101V100H111ZM71 102H73V101H70V103H69V105L71 104ZM96 102V101H95ZM103 102V101H102ZM101 102V103H102ZM105 102V101H104ZM103 102V103H104ZM113 102H114V99H113ZM116 102V103H117ZM251 102V101H250ZM64 103H66V102H64ZM68 103H66L67 105H68ZM76 103V102H75ZM74 102L72 103L73 105H75L74 106V108H73V106H72V108L75 110V108H76V105L79 103V101H78V103H76L75 104ZM100 103V102H99ZM107 103H109V101L107 102ZM258 103V102H257ZM53 104V103H52ZM60 104H62L61 102H59L58 103V105H60ZM95 104V103H94ZM106 104V103H105ZM142 104V103H141ZM31 105V104H30ZM42 105L43 104H41V107H42ZM50 105V104H49ZM54 105H55V103H54ZM102 105V104H101ZM112 105H114V104H112ZM116 105V104H115ZM259 105V104H258ZM264 105V104H263ZM46 106V105H45ZM45 106H43L44 108H45ZM46 106V107H47ZM61 106V105H60ZM96 106V105H95ZM94 106V107H95ZM105 106V105H104ZM108 106V105H107ZM110 106V105H109ZM67 107H69L70 108V106H66V108ZM98 107V106H97ZM101 107V106H100ZM114 107V106H113ZM116 107V106H115ZM122 108V106H119V108ZM261 107V106H260ZM38 108V107H37ZM52 107L50 106V108L49 109H51ZM60 108H63V106H61ZM103 108V107H102ZM263 108V107H262ZM262 108H261V112H262ZM11 109V108H10ZM4 110V109H2L1 107H0V112H2V113H6V117L8 116H10V111L11 110ZM25 109H26V111H25ZM41 109V108H40ZM47 109H48V107H47ZM57 109H59V107L57 108ZM71 109V108H70ZM77 111L76 112H72L71 113V111H69L68 112V114L70 113V115H69V117L70 118H78L79 117V113L81 112V107L80 106H78L77 105ZM96 109V108H95ZM16 110V111H17ZM24 110V111H23ZM41 110H43V108L41 109ZM69 109H67V111H68ZM96 110H98V109H96ZM95 110V111H96ZM115 110H117V109H115ZM126 109H124V110H122L121 109V111H123L122 113H124V111H125ZM21 111H23L22 113H21ZM47 111V110H46ZM52 111V110H51ZM58 111V110H57ZM60 111V110H59ZM64 111V108H63V110H62V112ZM66 111V110H65ZM64 111V112H65ZM119 111V110H118ZM121 111H119V115H120V113H121ZM38 112V111H37ZM48 112H49V110H48ZM47 112V114H46V116L48 117V118H50L49 117V113ZM98 112V111H97ZM109 112V111H108ZM117 111H115V113H116ZM19 113V114H18ZM42 113V112H41ZM43 113H45V112H43ZM42 113V114H43ZM57 113H61V111L60 112H57ZM96 113V112H95ZM105 113V112H104ZM110 113V112H109ZM113 113V112H112ZM126 113V112H125ZM20 114H23V116H24V118H23V116H21V118H23L22 120H23V122L22 123H20V125H18L17 124V122H16V118H19L20 119ZM39 114H40V112H39ZM50 114H52V113H50ZM63 113H61V115H62ZM106 114V113H105ZM104 114V115H105ZM111 114V113H110ZM114 114V113H113ZM113 114H111V116L113 115ZM240 114V113H239ZM1 115V114H0ZM53 115V114H52ZM115 115V114H114ZM118 114H117V117L119 116ZM123 115V114H122ZM121 115V116H122ZM199 115H201V114H199ZM2 116H3V114H2ZM2 116H1V119H2ZM5 116V115H4ZM19 116V117H18ZM37 116H40V117H38V119L39 118H43V117H45L44 115H43V117H42V115H37ZM59 116V115H58ZM33 117V116H32ZM61 117V116H60ZM112 117H114V116H112ZM102 118L104 119L105 117L104 116H102ZM106 118H107V116H106ZM119 118V117H118ZM118 118H117V121H118ZM4 119V118H3ZM38 119H37V121H38ZM47 119V118H46ZM45 119V120H46ZM57 119H58V117H57ZM56 119V120H57ZM74 119V120H75ZM138 119H140V118H138ZM7 120V119H6ZM36 120V119H35ZM39 120H41V119H39ZM48 120V119H47ZM59 120H60V118H59ZM202 120H204V119H202ZM34 121V120H33ZM43 121H44V118H43ZM46 122V121H45ZM44 122V123H45ZM52 122V121H51ZM57 122V121H56ZM34 123V122H33ZM36 123V122H35ZM38 123V122H37ZM42 123V122H41ZM117 123V122H116ZM116 123H114L115 124V126H116ZM5 124V123H4ZM12 124V123H11ZM57 124H59V123H57ZM74 124V123H73ZM108 124V123H107ZM39 125V124H38ZM42 125V124H41ZM44 125V124H43ZM47 125V123H45V126ZM51 125V124H50ZM1 126V125H0ZM40 126V125H39ZM38 126V127H39ZM45 126H43V128L45 129ZM61 126V124H59V127ZM69 126H72V124L70 123V125ZM112 126H113V123H112ZM11 127V126H10ZM9 127V129H11ZM47 127H49V126H47ZM53 127H55V129L56 128H58V126L57 125H55V126H53ZM52 126L50 127V128H47V129H51V128H53ZM250 127V126H249ZM248 127V128H249ZM13 128V127H12ZM42 127H40V129H41ZM62 128V127H61ZM60 128V129H61ZM75 128V127H74ZM204 128V127H203ZM40 129H39V131H40ZM54 129V128H53ZM51 130V132H52V134H53V132H54V130ZM59 129V128H58ZM107 129V128H106ZM205 129V128H204ZM12 130V129H11ZM13 130H14V128H13ZM13 130H12V132H13ZM32 130V131H31ZM35 130V131H36ZM42 130V129H41ZM249 130H251V129H249ZM8 131V130H7ZM15 131V130H14ZM31 131V132H30ZM61 131V130H60ZM73 131V130H72ZM71 131V132H72ZM252 131V130H251ZM11 132V131H10ZM11 132V133H12ZM20 132V131H19ZM41 132V131H40ZM39 132V133H40ZM48 133H50V130L49 131H47ZM56 132H58L57 130H56ZM56 132H55V134H56ZM208 132V131H207ZM261 132H262V129H261ZM10 133V134H11ZM16 133H17V131H16ZM15 133V134H16ZM24 133V132H23ZM29 133H27L28 135H30ZM35 133H37V132H35ZM34 133V134H35ZM43 133V131L41 132V134ZM61 133H62V131H61ZM109 133V132H108ZM263 133V132H262ZM12 134H14V133H12ZM32 134V133H31ZM44 134V133H43ZM52 134H51V137H52ZM59 134H60V132H59ZM257 134H258V132H257ZM4 135V134H3ZM18 135V134H17ZM33 135V134H32ZM31 135V136H32ZM39 135V134H38ZM37 135V136H38ZM76 134H74V136H75ZM14 136V135H13ZM23 137V135H21V133H19V137ZM45 136V135H44ZM47 136V135H46ZM60 136H61V134H60ZM112 136V135H111ZM36 137V136H35ZM34 137V138H35ZM39 137H42L41 135L39 136ZM48 137H50V134L48 135ZM47 137V138H48ZM71 139L72 140H75V137H73L72 136V134H71ZM26 138V137H25ZM24 138V139H25ZM28 138L30 139V137L28 136ZM28 138H27V140H28ZM32 138V137H31ZM34 138H32V140L34 139ZM38 138V137H37ZM54 138H56V137H54ZM63 138V137H62ZM61 138V139H62ZM65 138V137H64ZM215 138V137H214ZM213 138V139H214ZM217 138V137H216ZM219 138V137H218ZM24 139H19L20 141H19V143L20 142H26V143H28V141H25ZM38 139H40V138H38ZM45 139V137H43V140ZM50 139V138H49ZM48 139V140H49ZM57 139V138H56ZM55 139V140H56ZM208 139V138H207ZM12 140H13V142H14V139H11V138H9V141H11L12 142ZM21 140H24V141H21ZM35 141H36V139H34ZM60 140V139H59ZM77 140V139H76ZM76 140L74 141V145L77 143L76 142ZM209 140V139H208ZM0 141H2V140H0ZM15 142L16 143H18V141L17 140H15ZM29 142H30V140H29ZM39 142H41V139H40V141ZM44 142V141H43ZM43 142H41V145H42V143ZM47 142V141H46ZM52 142V141H51ZM50 142V143H51ZM208 142V141H207ZM210 142H211V140H210ZM31 143H32V141H31ZM49 143V142H48ZM48 143H45L46 145L48 144ZM63 143V142H62ZM69 143H71V146H73V141L71 142L70 140H69ZM206 143V142H205ZM212 143V142H211ZM213 143H215V142H213ZM13 144V143H12ZM29 144V143H28ZM36 144V143H35ZM39 145H40V143H38ZM208 144V143H207ZM220 144L221 143H219V146H220ZM19 145V144H18ZM25 145V144H24ZM27 145V144H26ZM32 145L33 146H35L33 143H32ZM38 145V146H39ZM50 145V144H49ZM49 145H47V146H49ZM58 145V144H57ZM64 145V144H63ZM62 145V146H63ZM103 145V144H102ZM211 146H212V148L211 149H209L210 151L209 152H211V153H213L214 154V156H215V158H219V153H220V149H219V147H218V145H216V146H214L213 147V145H215V144H210ZM12 146H14V145H12ZM12 146H9V148L10 147H12ZM16 147H17V144L15 145ZM28 146H30V145H28ZM51 146H53V145H51ZM60 146V145H59ZM71 146L69 145L68 147L69 148H71ZM25 147V146H24ZM42 147V146H41ZM40 147V148H41ZM56 147V146H55ZM76 147V146H75ZM106 148H107V146H105ZM206 147V146H205ZM207 147H208V145H207ZM14 147H12V148H10L9 149V151L12 149V150H14L13 149ZM18 148L19 147H17V150H18ZM30 148L31 147H29V151L32 153V149L30 150ZM39 148V149H40ZM46 148V150H47V147H45ZM57 148V147H56ZM60 148H61V146H60ZM64 148H65V146H64ZM73 148V149H72ZM71 149L72 150H74L75 148L74 147H72ZM116 148H117V146H116ZM35 148L33 147V150H34ZM37 150H38V148H36ZM48 149H49V147H48ZM104 149V148H103ZM110 149V148H109ZM8 150V149H7ZM17 150H15V151H17ZM36 150V151H37ZM52 150V149H51ZM94 150V149H93ZM96 150H98V149H96ZM92 151V150H90V152H91V156H92V158H93V152H96L97 153V151ZM26 151V150H25ZM28 151V152H29ZM35 151V152H36ZM56 151V153H54L55 155L57 154V149L55 150ZM54 151V152H55ZM65 151V150H64ZM3 152H5V151H2V153ZM7 152V151H6ZM13 152V151H12ZM17 152H21L20 150H18ZM34 152V151H33ZM39 152V151H38ZM38 152H37V154H38ZM46 152V151H45ZM73 152V151H72ZM109 152V151H108ZM9 153H11V152H8V154ZM16 153V152H15ZM49 153V152H48ZM50 153H51V151H50ZM60 153V152H59ZM63 153V152H62ZM62 153H60V155L62 154ZM12 154V153H11ZM33 154V153H32ZM42 154V153H41ZM45 154V153H44ZM47 154V153H46ZM70 154H71V150H70ZM74 154H75V151H74ZM99 153H97L96 155H98ZM4 155V154H3ZM51 155V154H50ZM55 155H53V156H55ZM63 155H64V153H63ZM102 155V154H101ZM1 156V155H0ZM6 156V155H5ZM19 156V155H18ZM30 156V155H29ZM48 159L49 158H51L50 156H49V154H48V156L47 155H45ZM68 155H66V157H67ZM74 155H72L71 154V156L69 157V158H71L72 157V159L73 160H70L72 163H73V161H75L74 163L76 164V159H74V157H73ZM103 156V155H102ZM107 156V155H106ZM14 158V156H12L11 155V158ZM33 157H34V155H33ZM32 157V158H33ZM43 157V156H42ZM46 157H44L43 159H44V162H45V158ZM58 157V156H57ZM59 157H61V156H59ZM59 157H58V160H60V163H59V165L61 164V162L63 163V161L61 160V158L59 159ZM6 158L7 159H9L10 158V156H9V158H8V156H6ZM12 158V159H13ZM16 158H19V157H17L16 156ZM16 158H14V159H16ZM31 158V157H30ZM39 158V157H38ZM52 158H54V157H52ZM51 158V159H52ZM55 158H56V156H55ZM6 159V160H7ZM13 159V160H14ZM40 159V158H39ZM39 159H37L38 161H39V163L41 162L42 163V161L41 160H39ZM97 159V158H96ZM95 159V160H96ZM220 159V158H219ZM18 160V159H17ZM17 160H14V161H16V163L15 164H17L18 162H17ZM21 160V159H20ZM31 160H33V159H31ZM55 160V159H54ZM56 160H57V158H56ZM94 160V161H95ZM108 160V159H107ZM4 161V160H3ZM7 161H9V160H7ZM38 161H36V164H37V162ZM52 161V160H51ZM25 162V161H24ZM31 162H34V161H31ZM46 162H48V160L46 161ZM70 162V163H71ZM98 162V161H97ZM96 162V163H97ZM11 163V162H10ZM27 163V162H26ZM53 163V162H52ZM51 163V164H52ZM58 162H56V164H57ZM68 163V162H67ZM71 163V164H72ZM101 163V162H100ZM107 163V162H106ZM13 164H14V162H13ZM21 164V163H20ZM28 164V163H27ZM31 164H33V163H31ZM49 165L48 166H50V162L48 163ZM54 164V163H53ZM53 164H52V166H53ZM70 164V165H71ZM75 164H73V165H75ZM34 165V164H33ZM47 165V164H46ZM58 165V164H57ZM59 165H58V167H59ZM68 164H66V166H67ZM73 165H71V166H73ZM95 165V164H94ZM188 165V164H187ZM20 166V165H19ZM18 166V168H20ZM40 166H42V165H40ZM47 166V167H48ZM52 166H50V167H52ZM63 166V165H62ZM100 165H98V167H99ZM103 166H108V165H101L100 167H103ZM186 166V165H185ZM14 165H13V169H14ZM21 167H23V166H21ZM31 167H33V166H30V168ZM67 167H69V166H67ZM109 167V166H108ZM150 167V166H149ZM235 167V166H234ZM4 168V167H3ZM12 168V167H11ZM23 168H25V167H23ZM34 168V167H33ZM44 168H46V167H44ZM49 168V167H48ZM47 168V169H48ZM54 168V167H53ZM52 168V169H53ZM63 168V167H62ZM66 168V167H65ZM70 168V167H69ZM72 168H75V167H72ZM79 168V167H78ZM78 168H77V170H78ZM85 168V167H84ZM165 168H167L166 166H165ZM188 168V167H187ZM35 169V168H34ZM34 169L32 170V172H34ZM37 169V168H36ZM39 169H41V168H39ZM46 169V170H47ZM52 169L50 170V171H52ZM55 169H61V168H57V167H55ZM90 169V168H89ZM98 168H96V170H97ZM100 169V168H99ZM102 169V168H101ZM108 169V168H107ZM2 170V169H1ZM11 169H9V171H10ZM15 170V169H14ZM45 170V171H46ZM76 170V171H77ZM94 170H95V166H94ZM95 170V171H96ZM26 171V170H25ZM39 171H41V170H39ZM47 171H49V169L47 170ZM47 171H46V173H47ZM50 171L48 172V173H50ZM55 171V170H54ZM86 171V170H85ZM92 171V170H91ZM100 171V170H99ZM15 174H17V175H15L16 177V179H17V176H18V172H20L19 170H17L16 172L15 171H13ZM36 172V175H37V173H38V169H37V171H35ZM34 172V173H35ZM57 173H58V171H56ZM56 172H54V173H56ZM63 171L61 170V174H63L62 173ZM89 173H88V175L89 176H92L91 174H90V171H88ZM97 173H99L98 172V170L96 171ZM11 173H12V171H11ZM10 173V174H11ZM54 173H53V175H54ZM69 173V172H68ZM72 173L73 174H75L72 170H71V174L70 175H72ZM77 173H79V172H77ZM84 173V172H83ZM92 173V172H91ZM93 173H94V171H93ZM166 173V172H165ZM193 173V172H192ZM197 173V172H196ZM195 173V174H196ZM10 174H9V176H10ZM21 175L20 176H23V173H20ZM27 175L29 174V173H26ZM31 174V173H30ZM44 174H45V172H44ZM52 174V173H51ZM61 174H59V176L61 175ZM87 173H84V175H82V177L83 176H85ZM148 174V173H147ZM1 175H3V174H1ZM24 175H25V172H24ZM39 175V178L37 177V182L36 183H34L35 182V180H34V178H36V176L33 178L32 177V179L34 180V182H32V183H34V186H36L35 188V190L33 189L34 187L32 186V183H31V181H27L26 179H25V177L24 178H19V179H25L26 180V182H27V184L25 183L24 184V181H23V183H21V184H24L25 186H23V187H21V190H23L24 189V191H21L20 192V195L19 196H17V193L15 194H13L12 195V197L10 198V196H11V193L9 194V200H10V203H9V205H8V208H7V212L6 213H3V208H4V202L3 201H1V199L3 198L2 197V194H3V192H2V189L3 188H1L2 186V182H1V185H0V238H1V236H2V238H1V240H0V243H1V246H3V244H5V246H6V248H7V250H9V251H11V255H9V257L7 256V260L9 259L10 260V262L12 263V261H15V263H12V264H21V261H22V258L23 257H20V255H18L17 253V255H15V252H16V250H17V248H20L21 250H26L25 249V247L26 248H28V249H31V252L29 251V253H32V255L34 256L33 258H31V257H29V258H31L30 260L28 259H26L28 262H29V264H40L41 262L43 263V264H45L44 262H43V259H46L45 261H47V264H65L66 263V261H68L69 259H71L72 260V258H70L71 256H70V254L72 253V255H73V257L75 258V260H76V264H80V254H78L77 252H73V250H71L72 252H70V249L71 248H68V250L69 251H65V244L67 245V240H69L70 241V239L71 238H73V240L72 241H74V238H77V236H79L80 235V233H77L78 232V228H74V227H72L73 229H67V228H65L64 229V227H63V225H62V227H63V230H65V235L67 236H65V239H62L61 241L62 242H64V243H62V242H58L57 243V238L55 237V236H57L58 238H59V236L57 235L58 234V229H60V226L58 227V229H57V225L56 226H53V225H51L50 226V228L51 229H49L50 231H46V229H44L43 227L46 225V220L44 219V217L46 218V216H44V214H43V218H42V216L40 215L41 214V210L40 209H43L42 208V206H40L41 208L39 209L41 212H40V214H39V212H37V211H39V210H37L36 211V213L37 214H33V212L35 211V210H32V212L28 209V207L30 208V209H32V208H34L35 209V207H36V209L38 208V206H36V204H35V206L34 207H32L33 205H31L32 203H31V193H30V191L29 190H34V191H36V193L35 194H37V193H39V192H41L42 190H40V187H41V189L43 188L44 189V187H46L44 190L45 191H48L49 190V188H51L50 190H52V188H53V185L55 186L56 185V183H54V182H56V181H53V182H51V181H48V180H50V179H48L49 177H47L46 175H40V173L38 174ZM57 175V174H56ZM67 175V176H66ZM65 175V177H67L68 178V174H66ZM69 175V176H70ZM94 175H96V174H94ZM152 175V174H151ZM8 176V177H9ZM33 176V175H32ZM58 176V175H57ZM62 176V175H61ZM87 176V175H86ZM107 176H109V175H107ZM195 176V175H194ZM198 176V175H197ZM72 177H75L76 178V175L74 176V175H72ZM71 177V178H72ZM97 177V176H96ZM11 178V177H10ZM53 178V177H52ZM58 178L59 177H57V179L56 180H58ZM61 178V177H60ZM75 178H72L73 180L75 179ZM85 178H87V177H84V178H82V180L84 179L85 180ZM91 178V177H90ZM89 177L87 178V180L88 179H90ZM170 178V177H169ZM3 179V178H2ZM15 179V180H16ZM30 179H31V177H30ZM94 179H96L95 178V176H94ZM199 179V178H198ZM14 180V181H15ZM18 180V179H17ZM15 181L14 183L15 184H17V182L18 181ZM52 180H54V179H52ZM71 180V179H70ZM84 180L82 181L83 183H84ZM10 183L9 184H11L12 183V179H10ZM61 181V180H60ZM64 181H65V179H64ZM75 181H76V179H75ZM74 181V182H75ZM90 182L92 181L91 179L89 180ZM89 181H87L88 183H90ZM170 181V180H169ZM47 182H48V184H47ZM86 181H85V183H87ZM165 182V181H164ZM20 183V182H19ZM67 183H70V182H67ZM67 183H63V180H62V184H64L62 187L64 188V186L67 184ZM82 183V184H83ZM84 183V184H85ZM104 183V182H103ZM199 183V182H198ZM6 184V183H5ZM44 184H45V186H44ZM57 184H58V182H57ZM72 184V183H71ZM84 184L82 185V186H84ZM146 184V183H145ZM152 184V183H151ZM151 184H148V185H151ZM163 184V183H162ZM166 184V183H165ZM164 184V185H165ZM201 184V183H200ZM245 184V183H244ZM27 185H29L28 186V188H27ZM51 185V186H50ZM74 185V184H73ZM72 185V186H73ZM90 185L92 186V185H94V184H92V183H90ZM156 185V184H155ZM202 185H204V184H202ZM3 186H4V184H3ZM11 189H13L12 188V185H8ZM15 186V185H14ZM44 186V187H43ZM67 186V185H66ZM104 186H106V185H104ZM103 185H102V188H105ZM147 186V185H146ZM16 187V186H15ZM33 187V188H32ZM62 187H61V190H62V193L64 192L63 190L64 189H62ZM77 187V186H76ZM85 188H86V186H84ZM84 187H82V189L84 188ZM108 187V186H107ZM112 187V186H111ZM110 187V188H111ZM9 188V189H10ZM19 188H20V186H19ZM81 188V187H80ZM90 189H91V187H89ZM95 188V187H94ZM115 188V187H114ZM234 188V187H233ZM16 189V188H15ZM69 189H70V187H69ZM72 189H73V187H72ZM87 189V188H86ZM106 189V188H105ZM150 189H151V187H150ZM235 189V188H234ZM40 190V191H39ZM56 190V189H55ZM60 190V189H59ZM92 190V189H91ZM101 190H103V189H101ZM108 190V189H107ZM165 190V189H164ZM249 190V189H248ZM15 191H17V190H15ZM20 191V190H19ZM39 191V192H38ZM84 191V192H83ZM83 193L85 194L86 192V190L85 189H83ZM234 191V190H233ZM42 192H44V191H42ZM71 192H73V190H71ZM77 192H79V190H77ZM94 192V191H93ZM156 192V191H155ZM23 193H24V195H23ZM51 193V192H50ZM49 191H48V194L46 193L45 194V196L47 197L49 194ZM61 193V192H60ZM61 193V194H62ZM97 193V192H96ZM99 193V192H98ZM101 193V192H100ZM165 193H167V192H165ZM249 193L250 194H252L250 191H249ZM73 194V193H72ZM79 194H80V192H79ZM79 194H78V197H79ZM245 194V193H244ZM247 194V193H246ZM245 194V195H246ZM40 196H41V193L39 194ZM58 195H60L59 193H58ZM87 194H85V196H86ZM95 194H93L92 195V198H93V196H94ZM100 195V194H99ZM98 195V196H99ZM103 195V194H102ZM162 195V194H161ZM183 195V194H182ZM244 195V196H245ZM253 195V194H252ZM252 195H251V197H252ZM40 196H38V198L37 199H35L34 200V198H33V204H34V202L35 201H37V200H39L40 198H45L44 197V194H43V197H40ZM71 197L73 196V195H70ZM82 196V195H81ZM104 196V195H103ZM168 196V195H167ZM166 196V197H167ZM179 196V195H178ZM34 197V196H33ZM59 197V196H58ZM60 197H64V198H60L62 201H59V202H63L62 203V206L64 205V207H66L67 205H70L72 208H74V206L70 203V201L68 202V200L67 201H65V200H63V199H65V195L63 194L62 196L60 195ZM76 197V196H75ZM95 197H96V195H95ZM102 196H99V200H96L95 198V200L97 201L95 204H96V207H97V205H98V201H99V204L101 203V201L103 200V202L105 201L104 199H102L101 201H100V198H101ZM180 197V196H179ZM31 198V199H30ZM35 198H36V196H35ZM91 198V197H90ZM98 198V197H97ZM102 198H106V196H104V197H102ZM110 198V197H109ZM245 198H246V196H245ZM254 198V197H253ZM252 198V199H253ZM41 199V200H42ZM49 199V198H48ZM60 199H58V200H60ZM78 199V198H77ZM93 199V200H94ZM163 199V198H162ZM55 201V199L53 198L52 200H50L51 201V203H53L54 205H52V207H54L55 206V203H54V201ZM75 201H76V199H74ZM79 200H81V198L79 199ZM92 200V199H91ZM95 200H94V202H95ZM107 200V199H106ZM165 200V199H164ZM47 201V200H46ZM82 202H83V200H81ZM167 201V200H166ZM255 201V200H254ZM260 201V200H259ZM259 201H258V203H259ZM39 203H40V201H38ZM43 202H44V200H43ZM42 202V203H43ZM74 202V201H73ZM90 203H91V201H89ZM93 202V201H92ZM50 203V204H51ZM76 203V202H75ZM77 203H78V201H77ZM84 203H86V202H84ZM106 203H107V201L105 202V204L104 203H101V205L103 204V206L104 205H106ZM162 203V202H161ZM160 203V204H161ZM165 203V202H164ZM169 203V202H168ZM261 203V202H260ZM31 205V206H28V205ZM81 204V203H80ZM83 204V203H82ZM81 204V205H82ZM92 205H93V203H91ZM92 205H91V207H92ZM108 205H109V203H108ZM165 205V204H164ZM177 205V204H176ZM49 206V205H48ZM60 206H61V203H60ZM59 206V207H60ZM171 206H172V204H171ZM173 206H175V205H173ZM178 206V205H177ZM58 207V208H59ZM84 207H86V206H83V207H81V208H84ZM96 207H94L93 206V208L95 209ZM100 207V206H99ZM108 206H105L104 208H106V210H108L109 209V207L107 208ZM168 207H169V205H168ZM63 208V207H62ZM60 209L59 208V212H60V210H65V208L64 209ZM87 208V207H86ZM86 208H84V209H86ZM93 208H91V209H88V211L89 210H92ZM102 208V207H101ZM50 209V208H49ZM55 209V208H54ZM54 209H50L51 211L53 210V213H55L54 212ZM83 209V210H84ZM161 209V208H160ZM166 209V208H165ZM169 209V208H168ZM81 210V209H80ZM99 210L101 211V209L99 208ZM98 210V211H99ZM105 210V211H106ZM109 210H110V213H109ZM108 210V213H109V217H110V215H111V206H110V209ZM151 210V209H150ZM162 210V209H161ZM160 210V211H161ZM176 210V209H175ZM179 210V209H178ZM49 212L48 214L49 215H51L52 214V212ZM62 211L59 213V214H61L60 216H63L64 217V215H63V213H62ZM74 211V210H73ZM75 211H78V209L77 210H75ZM93 211V210H92ZM102 211H104V209H102ZM112 211H113V209H112ZM166 211V210H165ZM95 212V214H97L96 213V211H94ZM168 212V211H167ZM51 213V214H50ZM64 213H65V211H64ZM79 213H84V212H79ZM88 213V212H87ZM87 213H85V214H87ZM93 213V212H92ZM102 213L103 212H100V214L102 215ZM163 213V212H162ZM58 214V213H57ZM67 214H69V213H67ZM84 214V216H86ZM90 214V213H89ZM88 214V215H89ZM99 214V213H98ZM104 215H105V213H103ZM107 214V213H106ZM161 214V213H160ZM83 215V214H82ZM88 215L86 216V218H88ZM104 215H102V216H104ZM113 215V214H112ZM171 215V214H170ZM52 216H53V214H52ZM51 216V217H52ZM55 216V215H54ZM84 216H83V218H84ZM50 217V219H53V218H51ZM67 216L65 215V217H64V219L66 218ZM73 217V216H72ZM75 217V216H74ZM78 217V218H77ZM109 217H108V219H109ZM169 217V216H168ZM167 217V218H168ZM174 217V216H173ZM60 218V217H59ZM71 218V217H70ZM79 218H81L82 219V216L80 217V216H77L76 215V218H73L71 221H73L72 222V224L74 225V224H76L75 226H77V225H81V226H85V228H86V225H84V223L85 222H87V219H85L86 221L84 222V223H80L79 222ZM89 218H90V216H89ZM92 220L94 221L95 219H94V217L92 216ZM104 219L103 220H105V221H108V220H106L105 219V217H103ZM44 219V220H43ZM55 219V218H54ZM52 220L51 222H52V224H54L55 222L54 221H56V222H58V221H61V219H59L58 221L57 220ZM63 219V218H62ZM67 219H69V218H67ZM169 219V218H168ZM110 220V219H109ZM177 220V219H176ZM175 220V221H176ZM46 223H45V222ZM66 219H65V222L62 220V222H64L65 224L64 225H66ZM93 221L91 222L92 223V225H93ZM105 221H103L104 223H106ZM111 221V220H110ZM174 221V220H173ZM38 222V223H37ZM50 222V223H51ZM62 222H58V225H59V223H62ZM90 222V221H89ZM99 222V221H98ZM110 223V222H109ZM109 223H107V224H109ZM3 224V227L1 226ZM56 224V223H55ZM71 224V225H72ZM90 224V223H89ZM89 224H87V226L89 225ZM94 224H95V221H94ZM111 224H113V223H111ZM225 224V223H224ZM96 225V224H95ZM227 224H225V226H226ZM167 226V225H166ZM173 226V225H172ZM224 226V227H225ZM8 227H10V231L9 230H7V231H5V229H7ZM66 227V226H65ZM82 228L83 227H81L80 229V232H81V237L82 236H84V237H82L81 238V241H85V243H86V237H88V235H86V232L84 233L83 231L85 230L84 228V230L82 231ZM95 227L93 226V229H90L91 231V237H88L91 241H93L94 243H99L98 242V240H99V231H97L98 230V228L97 229H95ZM102 229V228H101ZM108 229V228H107ZM110 229V228H109ZM88 230V229H87ZM111 230V229H110ZM220 230H221V228H220ZM227 230V229H226ZM240 230V229H239ZM107 231V230H106ZM3 232H4V234H3ZM49 232V233H48ZM221 232V231H220ZM219 232V234H221ZM239 232V231H238ZM240 232H241V230H240ZM89 233V232H88ZM106 233V232H105ZM64 234H62V238H63V235ZM79 234V235H78ZM107 234H109V233H107ZM110 235H111V233H110ZM222 235V234H221ZM105 236V235H104ZM108 236V235H107ZM197 236V235H196ZM5 237V238H4ZM60 237V238H61ZM106 237V236H105ZM59 238V239H60ZM108 238H110V236H108ZM220 238V237H219ZM224 237H222V239H223ZM211 239V238H210ZM226 239V238H225ZM235 239V238H234ZM244 239L245 238H243V241H244ZM64 240V241H63ZM66 240V241H65ZM110 240V239H109ZM109 240H107L108 242H110V243H108V242H106V243H108V244H111V240L109 241ZM227 240V239H226ZM68 241V243H70ZM76 241H77V239L74 241V243L76 244ZM88 241V240H87ZM104 241H106V239L104 240ZM218 241H220V239L218 240ZM214 242V241H213ZM223 242H227V241H223ZM248 243V242H247ZM255 243L256 242H254L253 241V244L255 245ZM74 244V245H75ZM87 245H89L88 243H86ZM199 244V243H198ZM252 244V245H253ZM85 244H82V246H84ZM87 245H85V246H87ZM97 245H99V244H97ZM0 246V251L2 250V248L3 247H1ZM100 246H101V244H100ZM107 246V245H106ZM221 246V245H220ZM89 247V249L88 250H90L91 249V247L90 246H88ZM78 248H80V246H79V244H78ZM83 248V247H82ZM86 248V247H85ZM98 247L97 246H95V245H92V252H93V250L95 251L96 249H97ZM173 248V247H172ZM200 248V247H199ZM199 248H198V251H199ZM256 248V247H255ZM258 248V247H257ZM61 249H62V251H61ZM84 249V248H83ZM227 249V248H226ZM20 250V251H21ZM60 250V251H59ZM64 250V251H63ZM82 250V249H81ZM85 250V249H84ZM218 250V249H217ZM241 250H244V249H241ZM257 250V249H256ZM76 251H77V249H76ZM79 251V250H78ZM98 251V250H97ZM191 251V250H190ZM196 251H197V249H196ZM197 251V252H198ZM220 251V250H219ZM226 251V250H225ZM229 251V250H228ZM236 251V250H235ZM239 251H240V249H239ZM255 251V250H254ZM109 252V251H108ZM197 252H196V254H197ZM205 252V251H204ZM215 252H217V251H215ZM231 254H234V253H232L231 251H229ZM237 252V251H236ZM243 252V251H242ZM244 252H245V250H244ZM256 252V251H255ZM24 253L25 252H22L21 251V256H23L24 255ZM80 253H86V252H83V251H81ZM195 253V252H194ZM239 254H240V252H238ZM236 254L237 256H239V254ZM257 253H260L259 251L257 252ZM20 254V253H19ZM94 254V253H93ZM204 254V253H203ZM212 254H214V251H213V253ZM216 254V253H215ZM245 254V253H244ZM82 255V254H81ZM89 255V254H88ZM96 255V254H95ZM241 255H243V253H241ZM84 256V255H83ZM106 256H107V254H106ZM192 256V255H191ZM194 256V255H193ZM206 256V255H205ZM227 256V255H226ZM225 256V257H226ZM231 256H234V255H231ZM230 256V257H231ZM244 256V255H243ZM247 256V255H246ZM69 257V258H68ZM86 258H88V256L86 255L85 256ZM85 257H83L82 259H85L86 260V258ZM96 257H98V256H96ZM225 257H224V260H225ZM229 257V256H228ZM228 257L226 258V259H228ZM234 257H236V256H234ZM233 257V258H234ZM242 257V256H241ZM254 257V256H253ZM1 258V257H0ZM92 258H94L95 259V257H94V255H93V257ZM92 258H91V256H90V258L89 259H91V261H92ZM115 258V257H114ZM239 258V257H238ZM237 258V259H238ZM258 258H260V257H258ZM93 259V260H94ZM104 259V258H103ZM101 260V261H103V263H98V264H104L105 262L104 261H108L110 264H114L115 262L113 261L112 262V257H111V259L109 258V259H107V258H105V260ZM193 259V258H192ZM110 260V261H109ZM115 260V259H114ZM234 260V259H233ZM232 260V261H233ZM239 260V259H238ZM243 260V259H242ZM255 260H257V259H255ZM80 261V262H79ZM83 261V260H82ZM90 260H88V262H89ZM95 261V260H94ZM93 261V262H94ZM97 261H100V260H98L97 259ZM100 261V262H101ZM106 261V262H107ZM227 261H229V260H227ZM70 262V261H69ZM72 262H73V260H72ZM108 262H107V264H108ZM118 262V261H117ZM218 262H220L219 260H218ZM225 262V261H224ZM9 263V262H8ZM41 263V264H42ZM84 263V262H83ZM92 263V262H91ZM95 263V262H94ZM119 263V262H118ZM121 263V262H120ZM124 264H126V262H123ZM229 263V262H228ZM233 263H234V261H233ZM236 264H238L239 262L237 261V262H235ZM240 263L242 264V261H240ZM239 263V264H240ZM24 264H26V263H24ZM66 264H68V263H66ZM81 264H82V262H81ZM87 264V263H86ZM115 264H117V263H115ZM127 264H130V263H127ZM131 264H133V262H131ZM134 264H136V263H134ZM250 264V263H249ZM254 264H256V263H254Z\"/></svg>",
  "mask_w": 264,
  "mask_h": 264
},
{
  "label": "built area",
  "instance_id": "3",
  "mask_svg": "<svg viewBox=\"0 0 264 264\" xmlns=\"http://www.w3.org/2000/svg\"><path fill=\"white\" fill-rule=\"evenodd\" d=\"M2 2L4 1H10V0H1ZM106 1V0H105ZM109 0H107L108 2ZM135 1V0H132ZM166 0H144V6H146V8L148 7V10H150L149 8V4L150 2H152L154 4L153 7H151L153 9L154 12V19L151 20L152 22H163L166 23L168 25H172L174 24H179V26H182L183 29L187 26V24L189 23H194L193 20H189L190 18V13L189 10L187 8L186 5V1L187 0H182L181 6L179 8H176L173 1H167ZM78 2H81V0H78ZM165 2V3H163ZM145 8V7H144ZM175 12L178 13V15L175 16ZM167 13V14H165ZM198 15L197 11L194 13V15ZM165 15L167 17V19H162V16ZM205 15H206V19L207 22H211L212 20V15H213V8L211 6V3L207 5V7L205 8ZM199 22V20L197 21V23Z\"/></svg>",
  "mask_w": 264,
  "mask_h": 264
}]
</instances>
